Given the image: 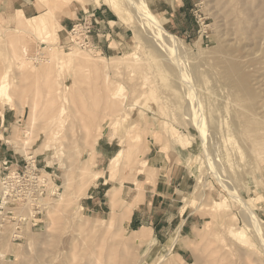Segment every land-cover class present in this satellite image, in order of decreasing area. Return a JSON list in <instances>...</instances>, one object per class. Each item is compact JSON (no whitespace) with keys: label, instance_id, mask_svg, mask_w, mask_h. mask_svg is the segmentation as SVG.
<instances>
[{"label":"rangeland","instance_id":"1","mask_svg":"<svg viewBox=\"0 0 264 264\" xmlns=\"http://www.w3.org/2000/svg\"><path fill=\"white\" fill-rule=\"evenodd\" d=\"M16 1L0 0V199L14 172L46 186L9 200L29 219L21 240L0 228V264H264V0ZM101 4L126 48H66V23Z\"/></svg>","mask_w":264,"mask_h":264},{"label":"crops","instance_id":"2","mask_svg":"<svg viewBox=\"0 0 264 264\" xmlns=\"http://www.w3.org/2000/svg\"><path fill=\"white\" fill-rule=\"evenodd\" d=\"M16 3L18 4L19 9H21L26 16H34L35 13L33 7L30 4V0H17ZM102 6H104V4H101V6H95L96 8L93 7V9L82 10V12L77 16L76 20H72L71 22L66 23V31L71 30L76 21L79 20L81 16H83V13L87 11L95 12V17L98 20V24L94 25V33L92 38L95 51L100 52L101 54H105L107 52L111 53L114 50V45L119 48H126L125 46L127 44V39L129 36V29L116 21L113 16L114 14H112ZM166 154L167 153L162 151V148L160 146L152 147L149 150L148 156L146 158L148 167L152 170H161L163 166H167L168 156ZM161 177H164L162 173H160L158 182L154 186L153 199L157 196V194L160 195L159 185L161 183L167 189L168 187L170 188L172 186V180L170 181V179L168 178L162 180ZM148 181L151 182V180L149 179ZM144 205H146V200L144 201V203H141L135 211L137 213H140V207ZM130 223L135 226L140 225L139 215L136 213L132 214Z\"/></svg>","mask_w":264,"mask_h":264},{"label":"built area","instance_id":"3","mask_svg":"<svg viewBox=\"0 0 264 264\" xmlns=\"http://www.w3.org/2000/svg\"><path fill=\"white\" fill-rule=\"evenodd\" d=\"M93 33L94 18L91 15H87L81 20L77 21L68 32L67 43L65 47L69 49L71 46H78L84 50L94 49L92 41ZM16 176L18 177L17 179L10 176H5L2 181V185L8 192V195L7 204L3 205V202L0 204V228L2 229L3 225L6 224L8 220L14 221V239L21 240L22 238L20 236V230L24 226L20 225L27 222L29 217H21L20 215L15 214L13 211H8L10 205L9 200L14 202H20L22 200L27 201V198L29 197H31L32 200L36 195L28 191L33 193L36 192L40 196L44 189V185H39V183L31 179L30 175H27V173L20 174V172H18L16 173ZM38 215L40 214H36L32 218V228H36L39 225V223L35 222Z\"/></svg>","mask_w":264,"mask_h":264},{"label":"bare ground","instance_id":"4","mask_svg":"<svg viewBox=\"0 0 264 264\" xmlns=\"http://www.w3.org/2000/svg\"><path fill=\"white\" fill-rule=\"evenodd\" d=\"M77 2H80V3H82V4H85V3H88V2H90L91 4H94V5H100V0H76ZM105 2H108L109 4H112L113 5V7H115V2L114 1H118V0H104ZM120 1V0H119ZM118 1V2H119ZM22 28H26L23 24H21L20 25ZM27 51H28V46H25L24 48H23V50H22V52H23V54H26V55H28L27 54ZM67 56H69V57H71V59H73L76 63H79V64H86L87 65V67H89V68H92V69H94L95 71H98L99 70V68L103 65L101 62H106V61H101V60H91V58L88 56V55H85V54H83V53H81L80 51H79V49H73V50H70L69 52H67ZM135 57H138V56H135ZM137 60V59H136ZM105 64V63H104ZM105 67V66H104ZM25 138H27L26 140H24V144L23 145H26V146H22V153L23 154H25L30 160H33V157H30L29 156V154H28V148H27V143H29L30 142V138L29 137H25ZM34 163V162H33ZM10 177H12V178H18L17 176H16V172H14V173H12L11 174V176ZM30 177H31V179H33L34 181H36V182H38L39 183V185H44V187L46 186V180L44 179V178H41V177H38V176H35L34 177V175H32L31 176V174H30ZM114 191H116V190H114ZM28 192H30V193H32V194H34V195H38V193H36V192H31V191H28ZM3 198H1L0 199V204L3 202V205H6V201H7V195H8V192L6 191V189L4 190V192H3ZM36 196H34L33 198L35 199V197ZM60 198H61V196H59ZM34 199H32V201H34ZM27 200H31V197H29V198H27ZM60 201H61V199H60ZM138 202V201H137ZM137 202H132V203H130L124 210H123V216L125 217V218H127V219H130L131 218V216H132V214H133V212H134V210H135V208H136V206H137ZM50 209V208H49ZM57 209V208H56ZM32 210V209H31ZM53 210V209H52ZM58 211V210H57ZM56 211V212H57ZM31 214H32V212H31ZM143 229V228H142ZM142 229H140L139 230V232H141L142 231ZM134 232H138V231H134ZM230 234H231V236L232 237H239V233H236V232H234V231H232V230H230ZM209 259V258H208ZM206 261H207V259H206ZM212 261V260H211ZM211 261H208L209 262V264H212V263H210ZM215 261V260H214ZM220 261V260H219ZM218 261V262H219ZM222 261V260H221ZM217 262V263H218ZM207 264V263H206ZM215 264V263H214ZM220 264H221V262H220Z\"/></svg>","mask_w":264,"mask_h":264}]
</instances>
